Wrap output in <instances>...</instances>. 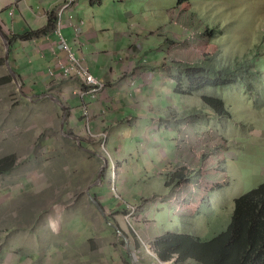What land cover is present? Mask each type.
I'll return each instance as SVG.
<instances>
[{"label": "rangeland", "instance_id": "374dc122", "mask_svg": "<svg viewBox=\"0 0 264 264\" xmlns=\"http://www.w3.org/2000/svg\"><path fill=\"white\" fill-rule=\"evenodd\" d=\"M145 4L162 11L154 22L137 21L153 24L156 54L147 82L129 76L125 105L104 101L107 82L94 97L92 85L65 77L61 65L63 78L77 83L78 110L32 92L10 48L7 65L0 36V264H201L192 253H157L156 241L222 231L233 199L264 181V72L256 79L254 67L243 84L173 93L181 64L245 60L257 45L264 53V0ZM203 95L222 99L228 113L217 114ZM110 115L115 122H105ZM74 116L84 122L68 121Z\"/></svg>", "mask_w": 264, "mask_h": 264}, {"label": "crops", "instance_id": "0c3cea01", "mask_svg": "<svg viewBox=\"0 0 264 264\" xmlns=\"http://www.w3.org/2000/svg\"><path fill=\"white\" fill-rule=\"evenodd\" d=\"M145 1L76 0L72 9L59 19L60 31L72 50L87 62L97 78L108 83L101 96L105 102L109 99V104L125 105L129 76L140 73L138 82H147L153 69L151 54H156L150 40L153 24L138 27L137 21L142 18L154 22L162 11L146 8ZM61 3V0H17L14 5L13 0H0V23L10 40V62L17 77L32 92L53 93L64 102L74 103L77 101L72 97V90L77 83L72 78H63L60 67L61 60L66 63L56 22ZM140 8L146 11L141 12ZM81 21V35L77 39L75 26ZM144 56L148 57L146 64L141 62ZM48 88L53 92H48ZM134 105L131 103L127 110L135 108ZM91 108H97V103ZM117 118L110 115L104 119L113 123ZM72 120L84 122L77 116L68 121Z\"/></svg>", "mask_w": 264, "mask_h": 264}, {"label": "trees", "instance_id": "16d2710c", "mask_svg": "<svg viewBox=\"0 0 264 264\" xmlns=\"http://www.w3.org/2000/svg\"><path fill=\"white\" fill-rule=\"evenodd\" d=\"M183 2L186 0H178ZM10 42V40H9ZM264 47L261 46V50ZM264 53L259 45L246 59L214 65L181 64L175 77L173 93L190 95L207 87L221 88L241 82L253 74L256 79L264 72ZM217 114L228 113L222 99L203 95ZM156 252L162 255L177 253L179 258L196 257L201 264H264V181L233 199L231 216L226 227L208 238L188 234H167L156 241ZM165 259L164 257H161Z\"/></svg>", "mask_w": 264, "mask_h": 264}, {"label": "built area", "instance_id": "2783aa9c", "mask_svg": "<svg viewBox=\"0 0 264 264\" xmlns=\"http://www.w3.org/2000/svg\"><path fill=\"white\" fill-rule=\"evenodd\" d=\"M62 3L60 4L59 8L57 9V27H58V34H59V41L60 46L63 49L66 59V63H64L62 60L60 61V65L63 67V71L65 74V77H69V75L76 73L86 84L92 85L93 88L89 90V93L94 96L98 97L101 90L105 87L103 84V81L97 78L90 70L87 62L80 56H78L71 48L65 37L62 35L60 29H61V23H60V17L64 14L70 11L75 3L76 0H61ZM83 21L77 26H75L76 30V38H79V33L81 32V25ZM104 85V87H102ZM84 108V114L88 115V110L85 106ZM107 177L109 179H112L114 177V170H111Z\"/></svg>", "mask_w": 264, "mask_h": 264}, {"label": "water", "instance_id": "95a60500", "mask_svg": "<svg viewBox=\"0 0 264 264\" xmlns=\"http://www.w3.org/2000/svg\"><path fill=\"white\" fill-rule=\"evenodd\" d=\"M0 36H1V38H2V40L4 41V44H5V46H6V59H7V65L9 66V60H8V58H9V48H10V44H9V41H7V38H6V36H4V34H3V32H2V29L0 28ZM10 67V66H9ZM10 70H11V72L13 73V75H14V71H13V69H11L10 68ZM14 77H15V75H14ZM44 96H50L56 103H58L59 105H62L61 104V99L58 97H53L51 94L50 95H44ZM63 125H64V120H63V122H62V127H63ZM64 136H66V137H71V136H73V135H68V134H66V135H64ZM74 137V139L78 142V139L75 137V136H73ZM83 149H86L85 147H82ZM98 177H99V175H98ZM91 198V200H94V198H92V197H90ZM94 202H96V205L97 206H99L98 205V203H97V201L96 200H94Z\"/></svg>", "mask_w": 264, "mask_h": 264}, {"label": "bare ground", "instance_id": "6f19581e", "mask_svg": "<svg viewBox=\"0 0 264 264\" xmlns=\"http://www.w3.org/2000/svg\"><path fill=\"white\" fill-rule=\"evenodd\" d=\"M74 35L76 36V34L74 33ZM81 35V34H80ZM53 71H55L54 69H53Z\"/></svg>", "mask_w": 264, "mask_h": 264}, {"label": "clouds", "instance_id": "9594fccd", "mask_svg": "<svg viewBox=\"0 0 264 264\" xmlns=\"http://www.w3.org/2000/svg\"><path fill=\"white\" fill-rule=\"evenodd\" d=\"M7 39H8V37H7ZM8 41H9V39H8ZM9 44H10V42H9ZM11 46V45H10ZM58 98V97H57Z\"/></svg>", "mask_w": 264, "mask_h": 264}]
</instances>
